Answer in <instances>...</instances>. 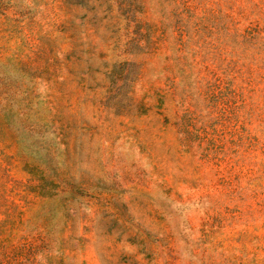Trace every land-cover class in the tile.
I'll list each match as a JSON object with an SVG mask.
<instances>
[{
	"label": "rangeland",
	"instance_id": "obj_1",
	"mask_svg": "<svg viewBox=\"0 0 264 264\" xmlns=\"http://www.w3.org/2000/svg\"><path fill=\"white\" fill-rule=\"evenodd\" d=\"M0 264H264V0H0Z\"/></svg>",
	"mask_w": 264,
	"mask_h": 264
}]
</instances>
